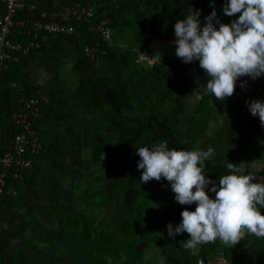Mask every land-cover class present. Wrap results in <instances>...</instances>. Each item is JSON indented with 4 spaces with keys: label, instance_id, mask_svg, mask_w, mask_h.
Segmentation results:
<instances>
[{
    "label": "rangeland",
    "instance_id": "obj_1",
    "mask_svg": "<svg viewBox=\"0 0 264 264\" xmlns=\"http://www.w3.org/2000/svg\"><path fill=\"white\" fill-rule=\"evenodd\" d=\"M111 11L133 20L132 16L119 12L118 7ZM146 30V27L136 25L117 30L112 43L134 46L142 38L133 59L144 67L165 63L173 70L182 63L181 59H145L148 46L143 37ZM73 43H61L53 62L56 68L53 75L39 61H32L25 71L13 73L15 76L11 73L15 79H1V93L8 86L16 90L12 94L17 93L23 81L51 89L47 92L48 99L44 98L50 107L40 119L41 124L37 125L38 132L40 129L47 145L53 142L58 149L78 137L80 161L72 164L66 160L65 167L60 170L54 166L56 154L52 156L46 150L32 176L20 184L15 198L2 207L0 263L188 264L194 263L197 256L222 254L225 257L231 255L233 262L240 264L238 256L245 251L246 264L251 261V264H264V246L237 248L219 240L203 244L197 251L185 249L184 242L176 246L167 234V225L171 223L175 227L181 220V212L185 208L194 211L195 203L189 206L176 202L169 182L163 178L142 182L141 171L137 169L140 158L131 160L130 166V161L118 151V134L108 128L109 116L114 111L111 105L117 106V110L125 115L157 117L160 122L157 135L146 146L166 142L174 149L206 150L211 147L214 157L223 165L231 162L246 174L264 172V127L259 119L251 125L250 120L236 114L231 105H226L227 100H218L216 105L211 101L209 107L202 105L198 111L202 93L193 78L188 80V98L179 114L174 111V99L181 85L175 81L158 85L150 81H133L119 92L110 91L105 97L104 109L96 108L92 98L83 94L86 88L82 81L91 77L112 87L115 85L113 71L108 60L102 57L92 60L95 67L80 62ZM121 73L126 78L135 72ZM86 75L88 77L83 78ZM51 81L53 87L49 85ZM58 102L62 106L64 122L56 118ZM10 104L7 103L1 112L7 113ZM204 174L213 180L223 176L206 162ZM124 193L128 195L124 197ZM210 196L214 194L210 193ZM126 203H133L142 213L141 224L146 228V234L123 232Z\"/></svg>",
    "mask_w": 264,
    "mask_h": 264
},
{
    "label": "clouds",
    "instance_id": "obj_2",
    "mask_svg": "<svg viewBox=\"0 0 264 264\" xmlns=\"http://www.w3.org/2000/svg\"><path fill=\"white\" fill-rule=\"evenodd\" d=\"M222 13L239 16L224 24L213 9L202 22L200 10L187 8L184 18L174 24L173 44L176 57L183 63L198 61L207 77L205 92L226 101L241 77L264 78V0H226ZM247 107L264 127V101L253 100ZM136 155L142 182L163 178L169 182L176 202L189 206L195 203L194 211L185 208L181 212L175 227L167 225L172 239L189 234L185 249L197 251L201 245L217 240L235 246L247 235L264 237V178L255 182L251 174H237L241 169L231 162L227 164L230 174L218 180L206 177L205 162L214 156L211 147L184 150L161 142L136 148Z\"/></svg>",
    "mask_w": 264,
    "mask_h": 264
},
{
    "label": "trees",
    "instance_id": "obj_3",
    "mask_svg": "<svg viewBox=\"0 0 264 264\" xmlns=\"http://www.w3.org/2000/svg\"><path fill=\"white\" fill-rule=\"evenodd\" d=\"M68 3L71 0H65ZM84 6H92L94 9V16L91 21V25L98 26L100 21L105 20L107 22V27L111 31V37L109 41H103L101 35L97 31H93L90 29V24L83 21H75L72 25L75 28L74 35H60L56 34L50 37L48 44L42 45L37 53L27 57L25 61H21L18 64H13L10 71L4 72L3 77H11L13 73L25 71L30 66L32 61H39L44 68L49 70L52 75L53 71L56 69L53 65V62L56 60V51L59 49L61 43H65L66 41H73L74 49L78 53V59L83 64L87 66L95 67V63L85 54V47L89 46L91 48H96L95 56L102 57L108 60L110 68L113 71V77L115 79V85L112 87H106V85L99 79H93L88 77L87 75L83 78H87L88 80H83L82 82L85 85V91L83 94H87L92 98V103L96 108L104 109L105 107V97L107 94L112 92H119L123 90V86H127L134 81L137 82H152L154 85L161 84L163 82L175 81L178 82L181 87L178 90V93L174 99L175 108L174 111L176 114H179L184 109V104L186 99L188 98V80L189 78L195 79L199 87L201 88V101L199 103V110H201V106L209 107L210 102L213 101L214 104H219L217 99L211 94H207L204 89V84L207 82V77L203 69L199 67L198 61H194L189 64L180 63L175 66L173 70H170L165 63H156L152 67H144L142 64H136L134 61L135 50L138 49L140 44L139 38L134 46H120L115 42L112 43L114 32L117 30H121L123 28H131L133 26L146 27V34L143 39L146 40V46H149L155 39L159 38L162 40H170L175 39L174 37V24L177 20L183 19L184 14L187 11V8L191 7L193 10L201 11V20L204 21V18L207 17L213 9L217 12V18L224 24H230L233 19H236L239 16L237 13L233 17H228L222 13V7L225 4L226 0H78ZM114 3V5H112ZM116 4V5H115ZM211 5V6H210ZM118 7L119 12H123L127 15L133 17V20H129L126 17H119L115 13H112L111 8ZM215 23V21H213ZM218 27V25H217ZM98 46V47H97ZM122 71H133L134 75L129 77H122ZM9 73V74H8ZM12 73V74H11ZM15 76V74H13ZM191 76V77H190ZM15 79V78H13ZM6 81V80H5ZM12 85L11 82H9ZM50 87H53L52 81L49 83ZM2 81L0 79V97L6 98L5 104H3L2 99H0V120L3 121L5 119L2 109H4L7 103H11V97H13L12 92L16 90H11V87H7L4 89V93H1ZM38 88H41L44 92V97L48 99L47 92H51V89L45 85H35L33 83H29L28 81H23L21 83V87L18 91L19 95H26L31 97L36 94ZM4 95V97H3ZM43 100L41 103V108L43 110V116L45 111H47L50 107L48 100ZM228 102V103H227ZM226 105H231L234 112L246 119L250 120V124L253 125L257 123V119L259 117H253L249 110L247 112L241 111L240 108L234 106L231 102L227 101ZM2 105V106H1ZM205 105V106H204ZM114 109L112 114L108 119V128L113 130L118 134L119 143H118V151L124 155L127 161L131 160L135 161L137 158L136 148L146 146L149 142L153 140L155 135L158 132V126L160 125L159 118L157 117H148L144 115L139 116H130L125 115L119 112L117 106L111 105ZM202 107V108H203ZM212 109V108H211ZM57 116L56 118L62 122L65 121V116L62 113L61 103L58 102L57 106ZM43 119V118H42ZM41 119V120H42ZM41 120L37 123L41 124ZM256 120V121H255ZM260 121V120H258ZM40 132V129H39ZM199 134V130L196 131ZM189 135V132L186 133ZM40 139L43 143V151L39 157H36L33 161L32 167L29 169L28 174L22 180H16L15 184L17 187V192L20 184L24 183L28 180L35 168L38 167L39 160H41L46 150L55 155L57 159L54 161V166L57 169L62 170L65 167L66 160H70L72 164H77L80 161L79 157V139L74 138L73 142L65 145L62 148H57L53 142H50L48 145L45 142L43 134L40 132ZM207 150V149H206ZM206 164L212 168V170H218L223 175L230 174L227 166L223 165L219 159L213 156L212 161H206ZM129 166V167H130ZM235 167L240 168L241 171L237 174H243L242 168L238 165ZM126 173H129L127 171ZM251 173V172H250ZM246 173V174H250ZM261 173L264 174L263 171ZM29 184L32 185V182L29 181ZM128 195V193H124V197ZM15 196L8 197H0V212L3 211L2 207L14 199ZM126 199V198H124ZM264 212V210H262ZM125 216L127 219L123 223L122 230L124 233L129 234L128 232H132L133 234H146V228L141 224V219L143 218L142 213L135 207L133 203H126V208L124 210ZM143 229V230H142ZM189 238L188 233H184L181 235H177L173 240L176 246H180V242H184ZM103 237H101V240ZM103 241V240H102ZM261 246H264V239L260 240L254 235H247L244 238L243 243H240L238 246H234L237 248H251V249H259ZM229 251V250H228ZM233 251V250H232ZM236 251H233L235 253ZM230 255V254H229ZM245 251L242 252L238 257L240 264H246L244 262ZM215 257V256H213ZM213 257H202L197 256L194 263L187 262L188 264H196L199 258H203L209 260ZM230 256H226L228 261L232 262V264H236L233 262V259ZM229 262V263H230ZM252 261L249 263L251 264ZM4 264V263H0ZM231 264V263H230Z\"/></svg>",
    "mask_w": 264,
    "mask_h": 264
},
{
    "label": "built area",
    "instance_id": "obj_4",
    "mask_svg": "<svg viewBox=\"0 0 264 264\" xmlns=\"http://www.w3.org/2000/svg\"><path fill=\"white\" fill-rule=\"evenodd\" d=\"M93 16V7L84 6L78 0L68 3L65 0H49L45 5L35 0H0V79L13 64L24 62L42 45L48 44L51 36L74 35L72 24L75 21L90 24ZM90 29L97 31L103 41L110 40L111 31L105 20L100 21L98 26L90 24ZM96 50L89 46L84 49L91 60L95 59ZM241 82H245L244 87L240 86ZM44 98L41 88L31 97L17 92L11 97L10 110L3 113L5 119L0 120V197L17 195L15 181L24 179L34 159L43 151L37 123L43 116L41 103ZM253 100L264 101V78L251 80L247 76L241 77L234 94L227 98L244 112L248 111L247 104ZM5 101L6 98H3V104ZM250 174L256 178L255 182L264 178L261 172ZM196 264L230 263L221 254L209 260L199 258Z\"/></svg>",
    "mask_w": 264,
    "mask_h": 264
},
{
    "label": "water",
    "instance_id": "obj_5",
    "mask_svg": "<svg viewBox=\"0 0 264 264\" xmlns=\"http://www.w3.org/2000/svg\"><path fill=\"white\" fill-rule=\"evenodd\" d=\"M173 39L162 40L155 39L146 49L144 57L147 60L151 59H162L168 58L171 60L179 59L175 55V45L173 44ZM157 61V60H156Z\"/></svg>",
    "mask_w": 264,
    "mask_h": 264
},
{
    "label": "crops",
    "instance_id": "obj_6",
    "mask_svg": "<svg viewBox=\"0 0 264 264\" xmlns=\"http://www.w3.org/2000/svg\"><path fill=\"white\" fill-rule=\"evenodd\" d=\"M35 1H37L38 2V4L39 3H44V5L47 3V2H49V0H35ZM51 2H56L57 0H50Z\"/></svg>",
    "mask_w": 264,
    "mask_h": 264
}]
</instances>
